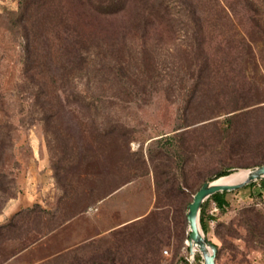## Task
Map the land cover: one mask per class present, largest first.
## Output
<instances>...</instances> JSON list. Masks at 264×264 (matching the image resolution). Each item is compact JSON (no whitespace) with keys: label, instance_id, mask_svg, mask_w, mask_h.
<instances>
[{"label":"rangeland","instance_id":"374dc122","mask_svg":"<svg viewBox=\"0 0 264 264\" xmlns=\"http://www.w3.org/2000/svg\"><path fill=\"white\" fill-rule=\"evenodd\" d=\"M254 1L257 13L242 8L240 25L234 1L227 0L229 38L241 34L245 41L263 42L262 34L250 30L251 16L264 24V0ZM18 12L19 0H0V122L13 124L15 142L0 165L10 179L0 204L11 196L8 202L19 207L0 224L22 210L16 227L6 232L19 238L4 243L6 234L0 235V254L26 236L46 235L6 261L0 257V264H189L187 209L196 191L223 169L232 175L264 162V46L241 51L244 106L210 118L216 93L205 87L189 101L190 84L185 89L186 84L169 80L176 76L169 72L173 55L184 57V43L163 41L167 80L155 84L147 99L120 103L115 114L94 122L101 128L90 136L99 142L92 180L99 194L89 196L80 192L86 179L75 174L77 164L69 160L79 139L71 122L64 118L59 132L62 123L54 120L48 143L43 124L28 114ZM122 123L132 127L127 148L118 146V132L109 128ZM125 169L132 179L111 192ZM251 183L227 191L222 207L213 198L206 202L204 232L221 246L217 264H264V178Z\"/></svg>","mask_w":264,"mask_h":264},{"label":"trees","instance_id":"16d2710c","mask_svg":"<svg viewBox=\"0 0 264 264\" xmlns=\"http://www.w3.org/2000/svg\"><path fill=\"white\" fill-rule=\"evenodd\" d=\"M233 1L240 25L242 8L257 13L254 0ZM227 5V0H19L15 25L22 37L21 87L28 97V114L43 124L48 143L55 133L54 120L62 123L59 132L65 129L64 118L71 122L69 127L79 139L72 144L69 160L77 164L75 174L86 179L80 192L99 194L92 181L96 177L94 165L99 153L95 148L99 142L95 145L90 141V136L101 129L94 125L96 118L115 114V106L120 103L147 99L155 91V84L167 80L161 58L166 39L181 38L184 43V57L173 55L177 58L171 62L169 72L176 76L169 80L186 84L185 89L193 88L186 94L189 101L196 98L197 91L205 92V87H209L216 93L208 108L210 118L244 106L241 68L245 62L241 51L251 50L259 43L264 46V40L245 41L236 25L240 38H229ZM250 19V30L264 38L263 21L255 16ZM166 54L171 55L168 51ZM109 128L117 130L118 146L127 148L132 127L122 123ZM13 130L10 121L0 122V165L7 150L15 145ZM125 170L126 175L111 192L132 179L131 172ZM231 172L223 169L210 178ZM9 183L8 174L0 170V192L7 193ZM226 193L216 192L203 202L200 223L205 232L207 200L213 198L222 207ZM8 198L0 204V213ZM21 214L19 210L0 224V235L4 238L6 234L4 243L19 238L7 231L16 227ZM43 234L46 232L40 233ZM41 236H26L12 251L0 254L1 259L6 261L26 250ZM213 242L218 245L217 262L221 246ZM195 258L197 264H203L199 253Z\"/></svg>","mask_w":264,"mask_h":264},{"label":"water","instance_id":"95a60500","mask_svg":"<svg viewBox=\"0 0 264 264\" xmlns=\"http://www.w3.org/2000/svg\"><path fill=\"white\" fill-rule=\"evenodd\" d=\"M247 170L246 176L234 182H219L217 179L205 181L194 194L193 200L187 209L189 223L188 245L192 255L198 251L203 264H217L216 257L218 245L209 239L200 223V212L203 202L212 194L219 191H229L244 187L247 184L264 178V163L252 166Z\"/></svg>","mask_w":264,"mask_h":264},{"label":"bare ground","instance_id":"6f19581e","mask_svg":"<svg viewBox=\"0 0 264 264\" xmlns=\"http://www.w3.org/2000/svg\"><path fill=\"white\" fill-rule=\"evenodd\" d=\"M247 170H240L228 176H221L217 181L219 182H234L243 179L246 176Z\"/></svg>","mask_w":264,"mask_h":264},{"label":"crops","instance_id":"0c3cea01","mask_svg":"<svg viewBox=\"0 0 264 264\" xmlns=\"http://www.w3.org/2000/svg\"><path fill=\"white\" fill-rule=\"evenodd\" d=\"M17 207V208H16ZM18 210L19 207L17 205V202L12 203V202H8L6 207L4 208V210L0 213V223L3 222L4 220L7 219V217L9 216V213L13 211V209ZM15 212V211H14Z\"/></svg>","mask_w":264,"mask_h":264},{"label":"built area","instance_id":"2783aa9c","mask_svg":"<svg viewBox=\"0 0 264 264\" xmlns=\"http://www.w3.org/2000/svg\"><path fill=\"white\" fill-rule=\"evenodd\" d=\"M187 244H188V240L186 241ZM197 251L195 252L194 255H192L191 253H189L187 256H186V262L189 263V264H194L196 262V258H195V255H196Z\"/></svg>","mask_w":264,"mask_h":264}]
</instances>
